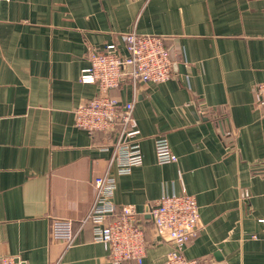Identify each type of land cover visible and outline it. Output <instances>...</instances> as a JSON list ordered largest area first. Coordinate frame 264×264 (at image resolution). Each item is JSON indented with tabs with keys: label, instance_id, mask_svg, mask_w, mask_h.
Here are the masks:
<instances>
[{
	"label": "crops",
	"instance_id": "0c3cea01",
	"mask_svg": "<svg viewBox=\"0 0 264 264\" xmlns=\"http://www.w3.org/2000/svg\"><path fill=\"white\" fill-rule=\"evenodd\" d=\"M165 37L174 62L159 84L125 78L110 94L133 102L143 163L118 175L103 134L75 125L98 88L80 82L89 54L124 34ZM264 0L0 1V256L26 264H112L86 218L96 178H116L113 220L133 208L146 229L142 264L173 249L148 207L162 196L196 198L200 229L184 254L202 264H264ZM166 138L178 161L159 164ZM116 132L110 143L115 144ZM70 220L75 240H53ZM122 264H138L129 260Z\"/></svg>",
	"mask_w": 264,
	"mask_h": 264
},
{
	"label": "built area",
	"instance_id": "2783aa9c",
	"mask_svg": "<svg viewBox=\"0 0 264 264\" xmlns=\"http://www.w3.org/2000/svg\"><path fill=\"white\" fill-rule=\"evenodd\" d=\"M123 39L125 55L115 44L90 52V65L82 70L80 82L96 85L98 94L75 110L76 127L91 136L103 134L102 148H113L110 165L116 166L118 175L129 174L134 167L142 165L144 156L138 139L140 130L133 115L134 103L121 102L110 91L118 88L125 78L142 84L164 83L172 77L174 66L165 37L130 31ZM255 99L258 107L264 109V82L256 86ZM115 132L117 140L112 145L109 141ZM155 153L159 164L178 161L166 138L155 140ZM95 187L96 200L86 218L93 223L94 241L104 245L112 264L129 260L142 264L148 243L140 214L133 208H124L110 220L116 213L112 200L116 178L106 173L96 178ZM147 214L157 230L169 232L173 242V249L162 264H202L184 254L187 243L200 229L199 206L194 196L186 193L162 196L148 207ZM51 237L73 244L72 221L54 220ZM0 264L26 263L15 256H0Z\"/></svg>",
	"mask_w": 264,
	"mask_h": 264
},
{
	"label": "trees",
	"instance_id": "16d2710c",
	"mask_svg": "<svg viewBox=\"0 0 264 264\" xmlns=\"http://www.w3.org/2000/svg\"><path fill=\"white\" fill-rule=\"evenodd\" d=\"M119 213H120V212H119ZM118 215H119V214H118ZM118 215H117V216H118Z\"/></svg>",
	"mask_w": 264,
	"mask_h": 264
},
{
	"label": "rangeland",
	"instance_id": "374dc122",
	"mask_svg": "<svg viewBox=\"0 0 264 264\" xmlns=\"http://www.w3.org/2000/svg\"><path fill=\"white\" fill-rule=\"evenodd\" d=\"M116 45V44H115ZM122 53V52H121Z\"/></svg>",
	"mask_w": 264,
	"mask_h": 264
}]
</instances>
